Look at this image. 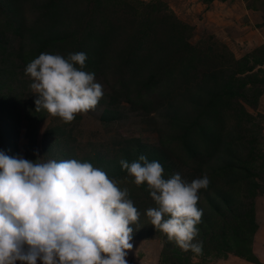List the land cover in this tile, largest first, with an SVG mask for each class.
Segmentation results:
<instances>
[{"label": "rangeland", "instance_id": "obj_1", "mask_svg": "<svg viewBox=\"0 0 264 264\" xmlns=\"http://www.w3.org/2000/svg\"><path fill=\"white\" fill-rule=\"evenodd\" d=\"M114 1L117 0H107L109 4ZM121 1L127 2L140 14L143 11L147 18L161 21L157 34L160 37L161 53L168 55L171 62H176L177 72L187 65H194V75L185 77L188 82L182 79L184 77L178 76L181 79L177 78L171 89L151 81L150 86L141 89L144 102L134 103L133 94L138 88L133 84L128 90L120 88L119 78L124 80L129 73L124 72L125 68L120 64L117 69H112L114 61L113 64L110 62L109 68L94 72L96 80L103 85L104 92L98 106L94 110L77 115L71 123H65L45 110L36 111L37 96L32 93V81L26 75V80L20 87H11L12 89L5 91L9 98L3 109L7 108L11 112L9 119L12 122H18L13 156L22 155L32 160L37 159V156L44 160H87L102 168L110 178L118 180L121 188H128L130 199L141 213L139 223H142L131 225L132 248L126 250L125 257L128 264H184L179 261L181 257H186V264H264V193L259 196L258 203L254 204L257 229L252 236L248 252L253 259L247 260L245 256H237L230 251L223 256L205 255L202 258L191 250H182L175 242H169V245L166 243V235L150 223L142 197L138 194L134 198L133 178L127 175L128 173L120 174L119 169H111V164L107 162L124 145V140L138 139L142 143L159 148L161 156L165 158L164 162L177 163L179 168L174 171L190 181L188 172L193 170L190 167L195 166L180 164L181 158L178 156H182L183 152L175 147L173 141L162 145L159 140L163 135H170L171 120L168 118L172 116V110H176L180 118L184 116L185 119L200 113L199 106L205 101V94L199 97V109L186 99L196 86L201 85L202 77L208 80L206 90L212 88L220 94L221 100L226 101V105H230L229 110L224 108L218 116L222 123V132L229 134L230 128L235 127L236 115L244 124L255 122V139L259 142V151L264 157V101L261 99L264 82L260 79L264 76V9L254 8L264 3H256L255 0H153L155 5L149 9L145 4L152 0ZM81 4H84V1ZM119 5L112 6L116 10L115 16L119 18L124 16L122 13L129 15L134 12L133 9L122 11ZM22 8L26 18L33 16L29 8ZM172 18L177 22L172 24ZM175 28H178L176 34H179L168 41L166 35L170 34L167 33H173ZM152 36L143 38L142 42L146 43ZM3 40L11 48H17L16 37L8 33L4 35ZM149 42L146 44L149 45ZM116 45L119 44L116 42ZM112 49H115V44ZM127 49L131 55V47L127 46ZM156 49L154 46L152 51L155 52ZM134 50L136 55L131 56L138 61L137 55L144 51L143 43ZM191 51L194 54L192 58ZM113 52L111 50V53ZM255 57L261 58V61H255ZM147 69L149 71L150 65H144L140 70L138 76H141V80H148ZM155 69L159 71L160 68ZM224 82L231 85L228 87L231 93L236 89L235 96L225 94V89L221 88ZM256 89H260L261 94L259 91L255 95ZM27 109L34 112L28 113V119L24 114ZM2 125L0 121V150L8 155L11 149L7 147L11 145L3 133ZM175 134L177 133L173 132V135ZM8 137L10 140L12 134ZM169 247L179 251V255L170 251ZM177 256H180V259ZM38 264L41 262L38 261Z\"/></svg>", "mask_w": 264, "mask_h": 264}, {"label": "trees", "instance_id": "obj_2", "mask_svg": "<svg viewBox=\"0 0 264 264\" xmlns=\"http://www.w3.org/2000/svg\"><path fill=\"white\" fill-rule=\"evenodd\" d=\"M82 1L84 4H81ZM116 4H120L122 11L133 9L121 0L112 4L107 0H0V121L3 123V133L8 139V144L11 145L7 147L11 149L9 156H13L12 150H15L18 122H12L9 119L11 112L7 108L3 109L9 98L5 91L20 87L24 83L26 64L41 52L67 55L69 52L83 51L87 54L85 70L90 72L109 68L108 63L113 64V61L112 69H117L120 64L125 68L124 72L129 73L124 80L119 78L120 88L128 90L132 84L138 88L133 94L134 103L144 102L141 89L150 86L154 81L163 84L164 88L171 89L178 76L185 79L194 75V65H187L177 72L176 62H171L168 55L161 53L160 37L157 35L161 21L147 18L146 13L144 15L142 11L140 14L137 9H133L134 12L129 15L122 13L124 16L119 18L115 16L116 10L112 7ZM154 5L153 0L145 4L149 9ZM25 6L33 14L32 17L24 16L22 7ZM172 22L174 24L177 21L173 19ZM176 29L178 28H175L173 33H167L170 34L166 35L168 41L179 34H176ZM8 33L16 37L17 48H11L3 40L4 35ZM149 35L153 36L145 41H150L148 45L142 41ZM155 35L157 36L154 38ZM133 40L135 42L131 43ZM116 42L119 45H116ZM141 43L144 51L137 55V61L131 55H136L134 49ZM113 44L115 49H112ZM127 46L132 49L131 55ZM154 46L157 48L155 52L152 51ZM111 50L114 52L111 53ZM190 54L192 58L193 52ZM254 60L261 61V58L255 57ZM144 65H150L149 71H146L148 80H141V76H138ZM158 67L159 71L155 69ZM260 79L264 82V76ZM185 82L188 81L185 79ZM207 82V78L202 77V86H196L186 99L197 106V109L200 108V113L197 112V115L192 117L187 116V120L184 116L180 118L177 111L172 110V116L168 118L171 120L170 135H163L159 141L162 145L173 141L175 147L183 152L182 156H178L181 158L180 164L195 166L190 167L193 170L188 172V182L202 177L205 173L210 178L208 188L201 189L199 193V206L203 209V217L198 225L199 235L196 240L202 241L203 247L202 252L196 254L202 258L205 255L215 257L230 251L237 256H245L247 260L253 259L248 252L252 236L257 229L254 204L255 198L264 193V157L259 151L260 144L254 135L257 131L256 124H244L236 115L235 127L230 128L229 134L222 132V123L218 116L224 108L229 110L230 105H226V101L221 100L220 94L212 88L206 90ZM229 86L231 85L226 82L221 84L226 95L235 96L236 89L231 93ZM259 91L260 89L254 90V94ZM201 94H205V101L201 102L202 105L198 108ZM28 113L34 112H29L28 109L24 111L26 119L30 117ZM173 132L177 134L173 135ZM10 133L12 138L9 140ZM161 153L157 147L129 138L124 140V145L107 162L111 164V169H119L120 174L126 175L127 171L122 169L120 159L131 163L143 154L149 162L159 161L164 167L165 178H168L176 173L174 169L177 170L179 166L174 162H164L165 158ZM134 192V198L138 194L142 197L146 209L151 204L152 207L156 206L146 184L139 187L135 185ZM164 239L169 245L167 236ZM170 251L176 255L180 253L174 248ZM177 258L180 259V256ZM179 261L188 263L186 257H181Z\"/></svg>", "mask_w": 264, "mask_h": 264}, {"label": "clouds", "instance_id": "obj_3", "mask_svg": "<svg viewBox=\"0 0 264 264\" xmlns=\"http://www.w3.org/2000/svg\"><path fill=\"white\" fill-rule=\"evenodd\" d=\"M83 51L41 52L24 69L36 94V111L65 123L94 110L103 85L86 71ZM136 186L155 202L150 223L184 251L202 252L197 241L203 209L200 190L210 178H165L159 161L145 155L119 161ZM141 213L128 188L87 160L26 159L0 150V264H128L133 228Z\"/></svg>", "mask_w": 264, "mask_h": 264}, {"label": "crops", "instance_id": "obj_4", "mask_svg": "<svg viewBox=\"0 0 264 264\" xmlns=\"http://www.w3.org/2000/svg\"><path fill=\"white\" fill-rule=\"evenodd\" d=\"M255 1H256V3H258V2H260V3H264V0H255ZM249 6L252 8L251 5H249ZM254 8L264 9V5L259 4V5L255 6ZM261 99H263V101H264V92H263V94H262V96H261ZM259 196H260V195H259ZM259 196H257V197L255 198V204L258 203L257 201H258Z\"/></svg>", "mask_w": 264, "mask_h": 264}]
</instances>
